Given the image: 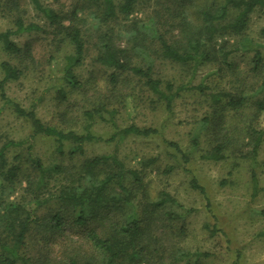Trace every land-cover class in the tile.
<instances>
[{
	"label": "rangeland",
	"instance_id": "obj_1",
	"mask_svg": "<svg viewBox=\"0 0 264 264\" xmlns=\"http://www.w3.org/2000/svg\"><path fill=\"white\" fill-rule=\"evenodd\" d=\"M39 1L67 14L75 12L69 22L80 27L86 48L83 62L74 68L81 85L70 88L59 78L61 73L57 69L63 66L71 45L60 35L49 33L31 0H0V31L10 30L11 40L23 49L19 55L10 54L0 42V65L8 61L22 70L19 78L4 83L5 95L23 108L33 107L45 125L75 133L89 131L99 138L86 141L83 153L68 156L74 143L64 141L65 153L58 154L55 139L34 134L32 151L44 165L57 163L74 173L85 159L115 151L125 167L141 174L142 188H135L128 179L125 184L135 192L132 211L138 215L148 204L149 212L144 215L148 220L141 240L148 247L141 261L122 264H264V136L256 153H252L254 131L259 122L264 124V114L260 118L255 114V101L264 99L260 84L264 67L260 72L251 69L250 50H234L225 62L215 59L195 69L158 56L159 36L170 44L184 43L183 29L177 21L174 23L172 13L185 15L196 27L201 22L198 12L220 0H143L127 15L119 14L114 21L105 23L100 20L99 7L85 0ZM17 17L25 24L36 23L45 31L15 32ZM106 30L116 45L131 49L134 62L151 64L154 78L170 81L174 86L202 85L204 93L194 89L182 91L174 98L171 110H167L164 102L136 77L128 76L111 85L110 70L95 61L97 40ZM136 32L131 38L130 34ZM243 34L264 46V11L250 14ZM239 38L225 34L217 36L215 42L227 40L226 48H231ZM2 77L0 66V80ZM60 86L66 92L63 101L56 99ZM218 91L245 96L246 101L238 107H230L226 101L211 104L208 94ZM112 109L116 125L151 127L156 134L108 140L115 130L110 118ZM86 111H92L91 119ZM31 134L29 122L0 98V146L9 139L25 140ZM194 136L198 138L196 146L192 144ZM165 141L175 143L180 151ZM27 144L6 153L9 160L21 154L23 174L13 186L0 191V203H28L33 199L25 182L29 173L23 160ZM217 144L223 145L220 160L201 157ZM252 171L257 177L256 194L250 179ZM102 176L104 173H100ZM191 177L203 186L206 197L191 187ZM68 182L52 181L43 194L46 196L57 190L59 184ZM165 195L168 199L160 208L150 205ZM125 210L130 209L126 206ZM116 213L104 214L111 219L99 216L101 228L109 229L118 217ZM100 226L91 225L103 235ZM87 228L64 226L41 236L32 234L21 251L31 258L29 264L40 255L44 260L41 264H66L71 257L81 264H104L105 256L89 242Z\"/></svg>",
	"mask_w": 264,
	"mask_h": 264
},
{
	"label": "trees",
	"instance_id": "obj_2",
	"mask_svg": "<svg viewBox=\"0 0 264 264\" xmlns=\"http://www.w3.org/2000/svg\"><path fill=\"white\" fill-rule=\"evenodd\" d=\"M85 1L99 7L100 20L105 23L114 21L119 14L127 15L137 2L143 0ZM31 3L46 22L49 33L54 36L60 35L62 40L71 45V52L64 56L63 66L57 69L61 73L59 78L70 88L80 87L81 82L77 78L74 68L83 62L86 48L80 27L69 22L72 15L75 16V12L72 11L67 14L50 6L42 5L39 0H31ZM255 10L264 11V0H220L218 4L198 12L201 22L196 27L191 26L185 15L174 12L171 17L174 23L177 21L178 25H181L184 43L180 46L170 44L159 36L158 56L195 69L202 63L215 59L225 62L227 55L234 50H250L253 53L251 69L254 72H260L264 67V50L261 51L260 49L262 45L254 43L243 34L249 16ZM66 20L68 23L63 22ZM14 26V31L18 33L45 31V28L36 23L28 22L25 24L20 17L15 19ZM11 33L10 30L0 31V42L6 52L19 55L23 49L11 40ZM137 33H131V38ZM225 34L240 37L238 44L233 43L231 48H226L227 40L220 43L215 42L217 36ZM262 47L264 48V46ZM129 50L131 49L116 45L108 30L99 35L95 61L110 70L108 82L111 85L117 84L121 79L128 76L136 77L137 81H141L144 87L164 102L167 110H171L174 98L182 91L194 89L204 93L202 85L186 83L174 86L170 81L154 78L151 64L134 62ZM54 65L58 66L57 63ZM0 66L3 71V77L0 80V98L4 103L11 104L14 112L26 119L32 129V134L27 139H9L0 146V191L2 192L5 186H13L18 176L23 174L22 164L19 162V159L22 158L21 154L17 153L9 160L6 153L11 148L20 147L27 142L26 155L23 160L27 162L29 173L25 176V182L26 188L33 198L28 203L12 201L0 203V264H29L31 258L21 251L27 245V238L32 234L41 236L45 231H54L64 226L70 228L87 226V238L91 245L105 256L104 264L141 261L145 254V248L148 247V244H142L141 241L146 228L145 221L148 220L147 216H144L147 211L149 212L148 204L144 205L138 215L132 211L134 207L132 200L135 197V192L125 184L126 179H128L135 188H142L144 185L141 174L136 169L125 167L115 151L85 159L76 167L74 173L71 172L70 168L67 170L57 163L44 165L32 151L34 134L55 139L57 142L55 150L58 154L65 153L63 150L64 141L74 143L73 148L67 152L68 156L83 153V144L86 141L98 140L99 138L89 131L75 133L42 123L36 116L33 107L23 108L5 95L4 83L7 80L19 78L22 75V70L8 61L1 62ZM260 84L264 88V76ZM129 95L127 97L131 99L132 97ZM208 98L211 104L226 101L230 107H238L246 101L245 96L234 95L226 91L210 93ZM56 99L60 101L66 99V92L62 86L58 87L56 91ZM113 113L114 110H110L111 124L115 130L108 140L129 135L148 137L157 132L154 128L139 127L135 124L120 127L114 123ZM85 114L90 119L93 117L92 111H86ZM255 114L256 118H260L261 114H264V99L255 101ZM254 133L253 155L264 136V124L260 125L259 122V128ZM197 139L196 136L192 138L194 146L198 143ZM165 142L175 146L176 150L180 151L175 143ZM222 151L223 145L217 144L202 154L201 157L217 161L223 157ZM182 156L185 157L184 154ZM100 173H104V176L100 177ZM250 179L253 193L256 194L258 191L257 177L254 171L251 172ZM66 180L70 182L59 184L57 190L51 191L46 196L43 194L48 192L47 187L50 182L57 181L60 183ZM190 185L206 197L203 186L197 182L195 177H191ZM167 199L168 195H165L150 205L154 208H160ZM126 206L129 207V211L125 210ZM110 212H117L116 216L118 217L113 220L109 229L101 228L98 222L99 216L100 218L103 216L106 219H111L110 216L104 215L110 214ZM118 212L120 215H117ZM93 224L100 226L103 235L96 228L91 227ZM37 261L33 259L31 264L43 263L44 260L41 255ZM66 264L81 263L71 257Z\"/></svg>",
	"mask_w": 264,
	"mask_h": 264
}]
</instances>
